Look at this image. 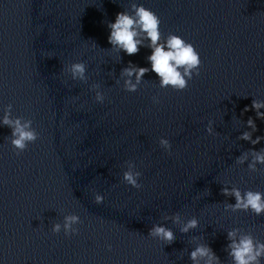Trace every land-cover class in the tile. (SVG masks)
<instances>
[{
  "label": "water",
  "instance_id": "obj_1",
  "mask_svg": "<svg viewBox=\"0 0 264 264\" xmlns=\"http://www.w3.org/2000/svg\"><path fill=\"white\" fill-rule=\"evenodd\" d=\"M138 2L159 15L162 33L199 51L200 75L185 90L160 88L152 72L136 92L123 89L121 69L129 60L147 66L150 52L124 55L107 41V22L132 0H0V116L11 103L13 118L38 134L16 155L0 125V264H193L200 244L233 264L229 229L264 240V214L233 211L225 206L235 198L221 193L223 185L264 191V164L248 167L264 139L239 138L264 136L251 108L264 101V0ZM81 61L83 79L73 75ZM126 171L140 173V188ZM72 214L83 221L78 234L51 232ZM193 217L199 226L183 232ZM154 225L175 240L149 236Z\"/></svg>",
  "mask_w": 264,
  "mask_h": 264
},
{
  "label": "clouds",
  "instance_id": "obj_2",
  "mask_svg": "<svg viewBox=\"0 0 264 264\" xmlns=\"http://www.w3.org/2000/svg\"><path fill=\"white\" fill-rule=\"evenodd\" d=\"M122 9L115 14L114 21L107 22L109 29L107 41L110 48L128 56L138 53L142 47L150 49L149 54L145 57L148 61L147 66H140L129 60L127 65L121 69V76L124 77L123 89L127 92H136L145 78V74L152 72L155 74L160 88H171L174 91L185 90L188 87V82L194 76L200 75L202 66L200 53L194 44L175 32H168L166 35L162 33L159 15L138 0H132L127 8ZM90 46L96 47V42L92 40ZM120 59H122L121 56ZM85 71L86 68L82 61L73 65L74 77L83 79ZM96 99L103 101V95L97 92ZM152 102L158 104L159 97L152 98ZM12 108L11 103L2 106L3 114L0 116V125H7L11 129L10 145L16 155H19L28 148L29 142L38 139V134L30 128V120H25L22 123L21 116L17 115L13 118ZM251 108L256 110L258 118H264V112L259 111L264 108V101L253 99ZM248 109L249 106L246 105L242 114ZM246 124L252 131L257 130L255 121L251 117L247 119ZM205 130L212 131L211 127ZM239 138L256 145L264 139V136H256L253 139L251 132L244 131ZM6 139L8 138L6 137ZM160 143L171 150L172 145L169 140L162 138ZM251 151L252 162L248 164V167L255 168L257 164H264V152L254 148ZM237 159L243 163L247 157L242 153ZM139 175V172L126 171L124 179L131 187L140 188L141 185L137 181ZM221 193L224 196L235 198L234 203L229 202L225 206L231 207L233 211H250L257 216L264 214V191L251 188L242 190L240 187L223 185ZM102 200L103 197L97 195L96 201L100 203ZM176 222H179L178 217ZM82 223L83 221L78 215H68L64 218L63 231H61L62 225L55 223L51 227V232L54 234L63 232L66 237L76 235L79 232L78 225ZM198 226V219L193 217L185 223L182 231L187 232L190 228ZM148 235L167 243H172L175 240L174 232L162 225H154L148 230ZM225 239L227 240L225 251L231 256L233 264H261V259L264 258V240L257 239L250 232H242L239 228L229 229ZM107 247L110 250L112 246L108 244ZM189 258L193 264H221L220 257L209 244L197 245L190 251Z\"/></svg>",
  "mask_w": 264,
  "mask_h": 264
}]
</instances>
